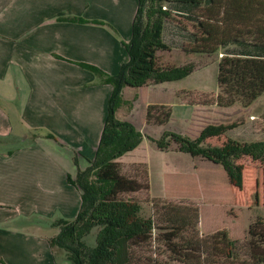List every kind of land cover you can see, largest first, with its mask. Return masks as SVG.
<instances>
[{"label":"trees","instance_id":"trees-1","mask_svg":"<svg viewBox=\"0 0 264 264\" xmlns=\"http://www.w3.org/2000/svg\"><path fill=\"white\" fill-rule=\"evenodd\" d=\"M139 5L133 20L131 39L124 46L129 61L119 73L108 76L97 68H83L112 86L107 117L95 156L84 170H77L68 182L80 193V206L70 221H46L33 216L24 218L25 225L58 228L49 245L62 250L70 264H264V223L250 227L248 239L232 241L226 231L202 236L199 233V211L191 206L163 202L153 211L152 220L138 216L140 206L131 196L149 190L147 170L140 177H129L117 161L135 145L133 128L115 120V108L121 105L125 87L140 88L148 81L163 83L180 78L188 67L162 71L157 67L156 51L167 46L162 40L164 29L160 16L155 18L149 34L143 30L146 2ZM168 12L186 17L200 35L188 33L191 54L220 53L215 104L249 107L264 92V0H172L166 1ZM170 111L166 106L149 105L146 123L164 124ZM222 134L220 128L206 130L197 142L176 136L172 141L178 151L202 157L219 164L229 182L241 185V167L234 162L242 157L264 160V145L250 143L220 148H202L198 142ZM49 138H52L48 136ZM10 140V139H6ZM3 142V141H0ZM170 142L157 143L166 150ZM98 229L96 247L87 249L82 237Z\"/></svg>","mask_w":264,"mask_h":264},{"label":"crops","instance_id":"crops-1","mask_svg":"<svg viewBox=\"0 0 264 264\" xmlns=\"http://www.w3.org/2000/svg\"><path fill=\"white\" fill-rule=\"evenodd\" d=\"M138 5L0 0V141L23 144L0 152V264H70L49 245L57 227L25 225L28 233L8 225L31 216L52 222L76 216L80 193L68 179L93 160L113 91L83 65L119 73L129 61L124 45ZM31 132L37 136L27 142Z\"/></svg>","mask_w":264,"mask_h":264},{"label":"rangeland","instance_id":"rangeland-1","mask_svg":"<svg viewBox=\"0 0 264 264\" xmlns=\"http://www.w3.org/2000/svg\"><path fill=\"white\" fill-rule=\"evenodd\" d=\"M166 1L172 0L146 2L142 28L149 34L155 18L160 16L164 26L162 40L167 48L156 51L157 67L162 71L188 67V71L175 80L158 84L148 81L140 89L125 87L122 90V103L115 108L114 118L133 128L135 147L117 161L122 173L129 177L139 178L141 171L147 170L149 190L131 196L140 206V218L152 220L156 209L153 204L169 202L191 206L199 211L198 230L202 236L226 230L232 241L244 242L253 223H264V160L242 157L235 161L234 165L241 167L242 181L237 187L229 182L226 171L219 164L179 152L171 136L197 142L206 130L220 128L221 135L202 140L198 146L213 149L229 142L264 145V92L247 108L238 103L227 108L217 106L221 52L196 55L185 51L189 49L187 34L200 35V32L186 17L168 12ZM148 105L166 106L170 111L167 121L161 125L147 124ZM30 136L37 135L29 133L27 142L33 138ZM168 141V149L157 147V143ZM22 145L12 139L4 140L0 152ZM75 155L72 160L77 167L78 153ZM22 221L18 219L8 228L32 233L25 224L21 226ZM46 231L51 233L49 229ZM52 231L56 234V230ZM98 233L94 228L82 237L87 249L96 247Z\"/></svg>","mask_w":264,"mask_h":264}]
</instances>
